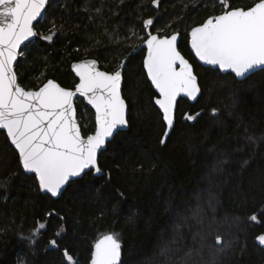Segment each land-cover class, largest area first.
<instances>
[{
	"label": "trees",
	"instance_id": "obj_1",
	"mask_svg": "<svg viewBox=\"0 0 264 264\" xmlns=\"http://www.w3.org/2000/svg\"><path fill=\"white\" fill-rule=\"evenodd\" d=\"M255 2L229 0L234 8ZM222 10L218 0H160L159 7L152 0H50L16 65L20 83L36 89L54 78L72 88L73 61L96 58L112 72L128 58L122 93L129 128L100 154L102 175L87 172L58 198L24 172L0 130V264H90L108 233L119 234L121 264H264L257 239L264 234V68L240 80L203 66L190 48L191 28ZM149 18L154 23L145 28ZM50 30L53 39L44 40ZM149 32L181 33L179 49L202 88L196 102L179 100L164 144L146 51L133 53ZM76 107L83 134L94 133L93 109L83 98Z\"/></svg>",
	"mask_w": 264,
	"mask_h": 264
},
{
	"label": "snow or ice",
	"instance_id": "obj_2",
	"mask_svg": "<svg viewBox=\"0 0 264 264\" xmlns=\"http://www.w3.org/2000/svg\"><path fill=\"white\" fill-rule=\"evenodd\" d=\"M159 7L160 0H152ZM223 9L202 24L192 27L190 46L199 60L245 77L264 67V0L245 7H232L229 0H218ZM48 0H0V129H5L11 143L19 152L23 169L33 172L41 189L53 196L86 170L100 173L97 155L107 142L127 126L126 104L121 96L120 70L107 73L97 69V61L85 60L73 65L79 83L73 89L62 87L49 79L38 91L25 90L18 83L14 62L38 33L34 22L43 18ZM99 13L100 9H96ZM153 18L143 22L150 27ZM53 24V29H55ZM43 39L51 41L50 30ZM178 33L170 36L148 33L144 44L147 56L144 67L159 98L155 104L162 110L166 124L164 144L174 127L177 97L184 93L195 99L200 91L191 64L177 48ZM79 94L95 109L96 128L86 137L76 118L74 100ZM217 112L212 109L213 115ZM199 114H197L198 116ZM196 116H187L188 120ZM252 140V137H248ZM257 221L253 214L250 218ZM39 224L35 232L44 228ZM59 235V233H57ZM257 239L264 244V234ZM217 243L221 238H216ZM52 245L56 240L50 241ZM121 241L118 233L99 238L94 246L91 264H121ZM66 259L73 257L65 250Z\"/></svg>",
	"mask_w": 264,
	"mask_h": 264
},
{
	"label": "water",
	"instance_id": "obj_3",
	"mask_svg": "<svg viewBox=\"0 0 264 264\" xmlns=\"http://www.w3.org/2000/svg\"><path fill=\"white\" fill-rule=\"evenodd\" d=\"M49 2H50V0H48V4H49ZM48 4L45 6V11L43 12V17H44L45 14H46V10H47ZM38 19H39V21H40L42 18H38ZM36 24H37V23L34 22V29H35V31L37 32V30H36ZM199 25H200V24H199ZM197 26H198V25H197ZM174 33H178V34H179V35H178V42H177V48H178V51H179V52L181 53V55L184 56V58H185V59L191 64L192 69H193V72H194V74H195L196 77H197V84H198V87H199V89H200V91L197 93L195 99H193V98L187 96V95L184 94V93H181V94L177 97L176 107H175V112H174V126H175V123H176V110H177V105H178L179 100H180L181 98H184V99H188V100H190L192 103L196 102V101L198 100V98L200 97V95H201L202 88H201V86H200L199 77H198V75H197L196 72H195V67H194L193 63H192V62H191V61H190V60H189V59H188V58H187V57H186V56L180 51V49H179V44H180V40H181V33H180V32H174ZM174 33H172V34H174ZM172 34H170V35H172ZM153 35H159V34H158V33H154ZM170 35H163V36H170ZM189 36H190V34H189ZM36 37H37V36H36ZM36 37L31 38V40L34 41V40L36 39ZM26 43H27V45L29 44L28 42H26ZM23 48H25L24 45L21 46V49H20L19 51H22ZM190 48H191V46H190ZM141 49H145V51H146V52H145V57H144V59H145L146 56H147V47H146V45L144 44V42H143V43H142L137 49H135V50L133 51V53H136L137 51H139V50H141ZM191 51H192L193 54L195 55L194 50L191 49ZM19 57H20V56H18V57H17V61L14 62V70H15V72H16V74H17L18 83H19L20 86L23 87L25 90L38 91L39 88L42 87L43 84L46 83L47 81H45L40 87H38V88H36V89H27V88H25V87L20 83L19 76H18V73H17V71H16V65H17V63H18V61H19ZM195 57H196L197 61H198L200 64H202L203 66H205V67H210V68H213V69H219V67H218L217 65H212V64H208V63H206V62H204V61H201V60H199V58H198L196 55H195ZM127 59H128V58H125V59H124V61H123L122 64H121V67L118 69V70L121 71V74H122V79H121V96H122V98L125 100V104H126V119H127V126H126V127H123L122 129H120L119 132H120V131H125V130H127V129L129 128V121H128L129 107H128V103H127V101H126V99L124 98L123 93H122V85H123V70H124V68H125V65H126ZM85 60H95V61H97V69H98L99 71H103V72H107V73H114V72H109V71H107V70L102 69L101 66H100V62H99L98 59H96V58H83V59H80V60H75V61H73V62L71 63V70H72V72L74 73V75L76 76V78L78 79V82H77V83H79V77L76 75L75 70H74V68H73V65L76 64V63H79V62L85 61ZM263 68H264V67L257 68V69H255V70L251 71L250 73L246 74L245 77H237V78L240 79V80L245 79V78H247L248 76H250L251 74H253V73H255V72H257V71H259V70H261V69H263ZM144 69H145L146 74H147V70H146L145 67H144ZM219 70H220L221 72H223V73H232V74H234V73L231 72V71H225V70H221V69H219ZM116 71H117V70H116ZM234 75H235V74H234ZM147 76H148V75H147ZM50 79H52V80L56 81L57 83H59V82H58L56 79H54V78H50ZM148 79H149V81L151 82V80H150L149 77H148ZM48 80H49V79H48ZM77 83H76V84H77ZM59 84H60L62 87L67 88V89H73V90H74V88H75V86L71 88V87H65V86H63L61 83H59ZM151 84H152V82H151ZM152 86H153L154 89H155V86H154L153 84H152ZM155 91H156L157 94H158V96L156 97V99H158V98H159V92H158V90H156V89H155ZM78 98H83L84 101L86 102V104H88V103H87V98H85V97H81L79 94H77V97H76L75 100H74L75 107H76V100H77ZM156 99H155V100H156ZM88 105L93 109V111H94V113H95V109H94V107L91 106L90 104H88ZM157 106H158V105H157ZM158 108H159V106H158ZM160 111L162 112L161 109H160ZM76 118H77V120H78L79 125L81 126L80 121H79V119H78L77 107H76ZM173 128H174V127H173ZM173 128L170 129V130H168V131H169V135H170L171 131L173 130ZM0 130L6 132L5 129H0ZM81 132H82V135L85 136V135L83 134V131H82V126H81ZM6 134H7V133H6ZM169 135H168V136H169ZM115 136H116V135H114V138H115ZM168 136H167V138H168ZM85 137H86V136H85ZM163 137H164V136H163ZM8 138H9V137H8ZM114 138L110 139V142H112V141L114 140ZM167 138H166V139H167ZM9 140H10V142H11V139H10V138H9ZM110 142H107V143H106L104 150L107 148V146H108V144H109ZM11 144H12V143H11ZM12 146L15 148V146H14L13 144H12ZM15 150L18 152V150H17L16 148H15ZM104 150L98 151L97 160H98V166H99V167H100V165H99V157H100V154H101ZM18 154H19V152H18ZM20 163H21V161H20ZM21 166H22V163H21ZM22 168H23V167H22ZM100 169H101V168H100ZM23 170H24V172H26L27 174H33V175L36 176V174L33 173V172L27 171V170H25V169H23ZM90 171H93L94 174H95L96 176H100V175L103 174V171H102V170H101L100 173H96L94 168L91 169ZM87 172H89V170H86V173H87ZM83 175H84V174H82V177H83ZM36 178H37L38 183H39V179H38L37 176H36ZM78 178H81V177H76V178H73L72 180H70L65 186H63V188L61 189L60 193H59L58 195H56V196H53L50 192H48V191H46V190H43V189H41V188H40V189H41V191H42L43 194H49L50 196H52V197H54V198H58V197H60V196L63 194V192H64V191L66 190V188L68 187V185H69L72 181H74V180H76V179H78ZM39 187H40V186H39ZM108 234H109V233H108ZM100 238H101V237H100ZM94 246H95V245H94ZM93 252H94V250H93ZM121 260H122V247H121ZM90 264H91V262H90Z\"/></svg>",
	"mask_w": 264,
	"mask_h": 264
},
{
	"label": "flooded vegetation",
	"instance_id": "obj_4",
	"mask_svg": "<svg viewBox=\"0 0 264 264\" xmlns=\"http://www.w3.org/2000/svg\"><path fill=\"white\" fill-rule=\"evenodd\" d=\"M99 61V60H98ZM101 66V65H100ZM102 68V67H101ZM103 69V68H102ZM105 70V69H104ZM116 70H114V71H112V72H115ZM109 72H111V71H109ZM78 82V81H77Z\"/></svg>",
	"mask_w": 264,
	"mask_h": 264
},
{
	"label": "rangeland",
	"instance_id": "obj_5",
	"mask_svg": "<svg viewBox=\"0 0 264 264\" xmlns=\"http://www.w3.org/2000/svg\"><path fill=\"white\" fill-rule=\"evenodd\" d=\"M259 241V240H258ZM260 242V241H259ZM262 245H264V244H262Z\"/></svg>",
	"mask_w": 264,
	"mask_h": 264
}]
</instances>
